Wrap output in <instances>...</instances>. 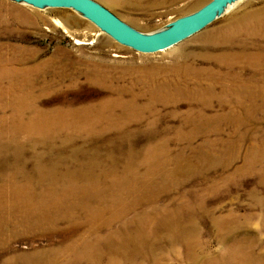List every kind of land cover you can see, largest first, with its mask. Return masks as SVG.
<instances>
[{
  "label": "rangeland",
  "instance_id": "1",
  "mask_svg": "<svg viewBox=\"0 0 264 264\" xmlns=\"http://www.w3.org/2000/svg\"><path fill=\"white\" fill-rule=\"evenodd\" d=\"M95 1L138 31L152 33L197 11L211 0ZM263 12L264 0H242L220 19L178 45L162 52L143 54L120 45L71 9L40 10L11 0H0V68H3L1 64L13 60L17 61L8 63V66L22 71L52 60L66 65L70 78L63 83L64 87L58 86L59 90L38 97L41 108L79 109L97 106L110 98L120 97L126 102L132 100L131 104L138 99V109L133 111L139 114L141 121L133 123L134 126L126 130L127 141L117 139L116 132L105 136L94 132L83 134L90 142L67 140V135L76 136L69 130L51 145L52 154L58 156L61 151H67V147L87 150L85 152L111 149L115 157L119 156L115 161L118 167L121 165L118 169L122 172L130 159L126 151H131L130 154H135L136 166L143 159L153 162L152 165L138 168L140 176H145L149 184L145 189L148 190L147 199L139 194L128 199L147 200L137 212L149 210L152 216L175 220L180 227L189 226L190 218L195 217L197 259H192L193 251L188 252L185 246L175 244L178 240H171L169 234L165 235L167 233L162 223L154 227L156 236H136L142 233L143 227L132 222L133 211L124 218L126 221L116 222L111 231L104 229L98 239L89 238L87 240L90 242L84 243L87 250L94 251L93 255L97 254L94 246H99L100 264L111 261L109 255L118 257L121 264L129 258L131 261L136 259L139 264H152L146 260L151 256L148 248L152 238H158L159 242L154 244L164 245L163 249L167 252L172 249L174 252L175 248L178 250L175 254H163V264H200L203 257L215 261L226 254L219 242L221 230L226 224H233V221L232 227L246 230L247 236L253 238L256 258L264 264V95L252 101L248 99L246 105L250 110L246 111L237 106L242 97L237 98L232 93L228 96L223 91L226 84L249 81L254 82L255 87L264 89ZM248 15L252 17L250 20ZM256 15L262 20H255L258 19ZM45 78L36 82H54H49L52 79L50 75ZM3 97L0 98V121L9 122L13 114L8 109L9 98ZM33 139L38 140V137L34 136ZM22 149L29 151V142H25ZM98 161L102 166L100 159L95 163ZM112 162L107 161L108 165ZM2 165L20 168L14 156L1 155V171ZM21 166L25 171L34 169L32 161ZM70 166L75 167L76 164ZM65 168L67 163L62 166V169ZM93 170L100 173L99 168ZM147 171L152 173L148 174ZM7 172L9 170L1 173ZM25 174L37 178L35 173ZM19 182L24 186L27 181L24 177ZM79 184L85 186V180ZM58 191L96 193L92 188H61L55 193ZM39 192L37 190L35 194ZM28 193L34 194L32 191ZM58 223L59 226L54 225L49 230L44 228L47 233L43 235L37 233L31 236L28 231L33 228L29 221L10 225L0 232V264H42L41 261H46L50 256L45 255L48 250L58 251L65 248L63 246L68 248L74 241L86 237L88 228L83 222L61 220ZM194 230L191 228L192 233ZM114 231L123 235L115 239L109 235ZM61 258L56 264H93L89 259L87 262L86 258L76 259L67 255Z\"/></svg>",
  "mask_w": 264,
  "mask_h": 264
},
{
  "label": "bare ground",
  "instance_id": "2",
  "mask_svg": "<svg viewBox=\"0 0 264 264\" xmlns=\"http://www.w3.org/2000/svg\"><path fill=\"white\" fill-rule=\"evenodd\" d=\"M259 15L258 17H260ZM251 18L252 17L249 16V20ZM260 18L255 20H259ZM23 59L26 58L23 57ZM16 61L17 60H13L12 62L6 61V64H1L3 68H0V98L3 96L9 98L8 109L13 114V119L11 121H0V153L1 155H8L12 157L14 156L15 160L20 165V168L15 166L4 167L2 165L1 169L3 172L9 170V172L7 173H1L2 171L0 170V232L8 229L10 225L19 224L22 221L30 222L29 225H31L33 229L32 231H28V233H30L31 236H35L37 235V233H41L42 235L47 233L46 230H49L50 227L54 225L59 226L58 222L61 220H69L73 223L83 222L88 228V231L85 235L86 237H83L79 241H74L73 244H76H71L68 248L66 246H63L65 248L57 249L58 251L48 250V254H44L50 256L46 261L42 260L41 262L42 264H56V262L58 263V260L61 257L67 255L73 256L76 259L86 258L87 262L89 259L93 262V264H100L101 253L97 251V249H99V246H94L97 254L93 255L94 251L87 250L86 247H84V243L89 241L87 240L89 238L98 239L97 237H100L102 235L101 232L104 229L107 231H111V229H114L113 226L116 222L126 221L124 218L128 217L134 211L135 215L132 222H136L139 226L143 227L142 233H137L136 236L141 235V238H147L150 235L153 236L155 235V225L162 223L165 227L164 232L167 233L165 235L169 234V236L172 237L171 240H178L177 242H173H175V244H181L185 246L188 252L193 251L192 259H195V242L197 241L195 240L197 234V226L194 225L195 222L193 221L195 217L190 218V221L188 222L189 226L183 227L182 225L180 227L177 225L178 223H176L175 220L171 221L163 218V216H152L149 210V213L148 211L137 212L139 206L145 204L147 200L140 201L135 198L132 201L128 200L134 194H139V196L143 195L144 198L147 199L146 192H148V190L145 189L149 184L147 185V179L145 176H140V173H138V168L146 164L152 165L153 162L143 159L142 163L136 166L135 163H137V160L135 159V154H130L131 151H126L127 153L129 152V154L127 155L130 157V159L126 162L122 172H120L118 168H120L121 165H119L118 167V164L115 161V159L119 156L115 157L116 154L111 149H107L105 151L98 149L94 150L93 152H85L87 150L79 151L76 150L77 148L74 149V147H67V151L66 149L63 150V152L61 151V153H58V156L52 154L53 152L51 149L53 148H51V145L55 143L57 139H60L62 136H64L69 130H72L71 132H73L76 136L74 135L75 137H70L67 135V140L74 139V141L79 142H82V140L89 141L90 139H85L83 137V134H91L94 132L95 134L98 133L101 136H105L108 133L116 132L118 134L117 139L125 142V140L128 138V136L126 135V130L134 126L135 123H139L141 121V119L139 120V114L136 111H133V109H138L136 108L138 99H136L131 104L132 100L126 102L120 97L117 99L110 98L108 100H103L97 106H90L79 109L65 110L63 108H41L40 104L38 103V97L47 94L49 91L59 90L58 86L64 87L63 83L67 82V80L70 78L67 75L66 65L63 63H56L55 60H52L37 68L26 69V71H22L20 69H14L13 67L10 68L8 66V63L13 64ZM48 75H50L52 78L51 80H49V82L54 81L53 83H48V81H45L42 82L45 84V86H41V82H36L38 80L42 81L43 78ZM4 83H6L7 85L3 86ZM261 88H257V86L255 87V83L249 81L245 83L241 82L236 85L226 84L223 87V91H225L228 96H231L232 93L234 94V96H237V98L242 97V100L237 102V106L240 109L247 111V109L250 110L246 105L248 99L252 101L253 99H256L255 97H261L264 95V89ZM193 91L196 92L195 90ZM224 102H227V100H224ZM34 136H37L38 140L33 139ZM25 142H29V146L31 148L29 151L22 149V145L25 144ZM35 144L39 145L35 146ZM58 144L55 145L58 146ZM44 146L47 147L44 148ZM64 146L66 145L64 144ZM46 150L48 152H46ZM97 159L101 160L102 166L99 161L97 162L98 164L95 163V160ZM30 161L34 163V169L25 171V168L21 165ZM88 161L89 163H83ZM93 161L94 163H92ZM107 161L113 162L108 165ZM66 163L67 168L62 169V166L66 165ZM70 164H76V166L71 167ZM87 165H90L91 167H88ZM79 166L82 167V169L79 168ZM93 168H99L100 173H95ZM25 173H35V175H37V178L34 179L35 177H28ZM147 173L151 174L152 172L147 171ZM90 174L96 175L97 177L92 178L93 176L91 177ZM24 177L27 182L26 185L22 186L20 185L19 181L23 180ZM53 179L62 181H52ZM84 180L85 186H81L79 183ZM44 183H48V185L45 186L43 185ZM61 188H67V190H75L78 188H92L94 189V191H96V193L84 194L83 192L85 191H81L79 193H67L58 191V193H55L56 190H59ZM37 190H39L40 192L38 194H35ZM30 191L34 192V194L28 193ZM104 197H107V199H105ZM169 212L171 213V210ZM233 218L234 217H232V219ZM222 219L221 221H223ZM219 220L220 218H218V221ZM227 222L229 221L227 220ZM233 222L235 223V221ZM217 224L215 226V230H217ZM233 224H226L221 230L222 234L219 235V242L221 241L222 248L226 252V254H223V256H220V258H216L215 261H213V259L203 257L202 259H200V264H261L262 260L256 258L255 255V243L252 241L253 238L247 236L246 230L242 228L232 227ZM44 228H46V230H44ZM191 228L192 230L193 228L195 229L193 233L191 231ZM220 229L218 230V234H220ZM109 235L115 237V239H118L123 234H117L114 231ZM135 238L137 239V237ZM257 238L258 237H256V239ZM96 239L94 241L97 242L98 240ZM157 240L152 238V243H149L150 246L148 249L151 253V256L146 257V260H149L152 264H163V262L161 263V259H164L163 254L164 256H166L167 253L172 254L171 252H173V249L171 250V252H167L163 249L164 245L162 246L161 244H154L159 242ZM175 244H173L174 248L176 246ZM141 247L142 246L140 245V248ZM197 249L198 248H196V250ZM177 251L175 248L173 254H175V252ZM112 254L114 255V253ZM159 256H161V258ZM109 257L111 261H109L107 264H121V260L117 259L118 257H111V255H109ZM200 257L201 255L199 256V258ZM122 264L139 263L138 261H136V259L134 261H131V259L129 258L126 259Z\"/></svg>",
  "mask_w": 264,
  "mask_h": 264
},
{
  "label": "water",
  "instance_id": "3",
  "mask_svg": "<svg viewBox=\"0 0 264 264\" xmlns=\"http://www.w3.org/2000/svg\"><path fill=\"white\" fill-rule=\"evenodd\" d=\"M11 1L40 10L71 9L120 45L143 54H153L170 49L204 30L242 0H211L197 11L180 17L152 33L138 31L95 0Z\"/></svg>",
  "mask_w": 264,
  "mask_h": 264
}]
</instances>
